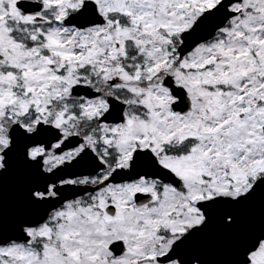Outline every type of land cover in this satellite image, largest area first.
<instances>
[{"label": "snow or ice", "instance_id": "snow-or-ice-1", "mask_svg": "<svg viewBox=\"0 0 264 264\" xmlns=\"http://www.w3.org/2000/svg\"><path fill=\"white\" fill-rule=\"evenodd\" d=\"M0 264H264V0H0Z\"/></svg>", "mask_w": 264, "mask_h": 264}]
</instances>
